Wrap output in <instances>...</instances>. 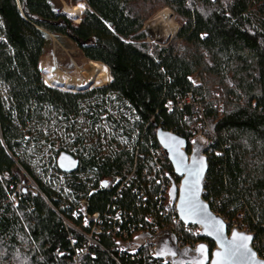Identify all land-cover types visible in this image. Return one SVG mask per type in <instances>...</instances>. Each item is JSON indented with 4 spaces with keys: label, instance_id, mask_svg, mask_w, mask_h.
<instances>
[{
    "label": "trees",
    "instance_id": "obj_1",
    "mask_svg": "<svg viewBox=\"0 0 264 264\" xmlns=\"http://www.w3.org/2000/svg\"><path fill=\"white\" fill-rule=\"evenodd\" d=\"M79 23L57 0H0V237L22 227L33 244L23 259L0 243V264H162L123 246L161 217L156 127L186 142L211 144L205 201L230 227L254 235L264 259V0H71ZM160 5L182 24L151 45L145 22ZM75 46L109 70L112 86L83 100L59 98L45 84L43 59L53 39ZM68 47V45H65ZM200 85H196V79ZM192 95L204 109L183 110ZM76 164L67 173L60 164ZM179 183L178 180H175ZM87 203L101 235L76 217ZM139 207L153 209L155 224ZM179 244L208 243L176 224ZM128 239L123 238V234ZM83 234V235H82ZM86 236V237H85ZM18 248V249H19Z\"/></svg>",
    "mask_w": 264,
    "mask_h": 264
},
{
    "label": "water",
    "instance_id": "obj_2",
    "mask_svg": "<svg viewBox=\"0 0 264 264\" xmlns=\"http://www.w3.org/2000/svg\"><path fill=\"white\" fill-rule=\"evenodd\" d=\"M156 139L160 149L165 154L166 160L173 169L174 176L168 178L172 183L169 192L170 205L175 209L180 223L185 227L197 229L199 238L212 243L214 249L211 251L209 244L205 242L195 247L184 248L179 244L178 238L170 230L165 229L157 234H140L123 246V252L136 257L145 249L154 247L153 258L157 262H162V264H264V259L254 249L256 237L246 231L237 228L232 229L230 224L222 216L215 213L205 201V186L210 171L208 153L212 148V144L202 136H197L193 140L195 143L190 144L173 133L157 127ZM181 141L182 143H180ZM60 164L67 173L75 171L77 167L74 162L67 159H62ZM201 166L203 172L200 176L197 203L204 208L206 219L194 223L193 221L200 219V217L191 216L187 211L186 200L190 197L191 192L196 190L192 187L194 177L189 172H194ZM175 180L179 181V185ZM217 221L223 225L222 237L215 231V228L219 227ZM234 233L251 237L250 240L244 241L237 236L235 243L247 244L250 253H254V256L232 262L224 259V243L232 242Z\"/></svg>",
    "mask_w": 264,
    "mask_h": 264
},
{
    "label": "bare ground",
    "instance_id": "obj_3",
    "mask_svg": "<svg viewBox=\"0 0 264 264\" xmlns=\"http://www.w3.org/2000/svg\"><path fill=\"white\" fill-rule=\"evenodd\" d=\"M82 5L83 8L80 7L81 5L65 8L66 13H72L73 17L77 18V23H79L80 17L86 9V6ZM155 23L156 25H163L166 34L170 37L176 36L182 27L180 19L168 8L155 18ZM52 39L54 42L56 41L54 38ZM40 67L45 70L44 80L47 87L57 96L68 99L83 100L104 92L113 84L110 70L101 63L88 62L82 66H76L73 74L68 75L60 72L52 56L47 55ZM105 68H107V71H105ZM149 230H155L153 234H157L165 229L160 230L157 227H150ZM152 248L155 251V248Z\"/></svg>",
    "mask_w": 264,
    "mask_h": 264
},
{
    "label": "rangeland",
    "instance_id": "obj_4",
    "mask_svg": "<svg viewBox=\"0 0 264 264\" xmlns=\"http://www.w3.org/2000/svg\"><path fill=\"white\" fill-rule=\"evenodd\" d=\"M57 1H60L63 4L64 11L66 7H71V0ZM164 11H166V8L163 5L156 7L154 11L148 16V19L145 22V29L149 30L154 38V41H149L151 45H157L159 42L163 43L165 41L173 40L179 33L178 32L176 36L170 37L168 34H166V30L164 29L163 25H156L155 18ZM72 18L74 19V21L77 20L76 17ZM53 43V49L48 55L52 56L53 60L56 62V67L60 72L72 75L75 71L76 66H82L88 63L81 54V52L68 41H53ZM65 45H68V47H65ZM41 70L44 75L45 70ZM58 97L69 101L78 100L68 99L60 96ZM2 238H5V247L10 249L15 254V256H18L23 259V254L20 253V248L19 245L17 247V244H21L23 246V250H21V252H24V254H27L25 252H33V244L30 241L26 231L21 226L17 227L14 225V232H7V235ZM2 238L0 237V243L3 242Z\"/></svg>",
    "mask_w": 264,
    "mask_h": 264
},
{
    "label": "built area",
    "instance_id": "obj_5",
    "mask_svg": "<svg viewBox=\"0 0 264 264\" xmlns=\"http://www.w3.org/2000/svg\"><path fill=\"white\" fill-rule=\"evenodd\" d=\"M196 85H200V81L198 78L196 79ZM177 106L181 110H183L185 107H193L198 112V114L200 115V119L204 118V116H203L204 115V109H203L202 105L198 104L196 102V99L192 95L188 96L186 99H184L182 101H178ZM197 136H202V135H196L195 134L189 143L191 144ZM159 158L161 159L162 162L164 160H166L165 154L163 153V151L161 149L159 151ZM156 166H157L158 172L161 174V180H162V183H161L162 184V190H161V196H160L159 205H158L159 206L158 207V212H159L158 214L161 217L169 218L170 217V211L167 209V205L170 204L169 192H170V188H171L172 183L168 179L169 175L168 176L164 175L162 164L160 162H158V163H156ZM177 184L179 185V183H177ZM139 212L141 214L142 220L147 222L149 225H154L156 218H155L153 209L145 212L142 207H139ZM175 214H176V211H175ZM76 217L81 218L82 222H83V227L85 229L91 231V233H90L91 235L87 236V237L85 236V237L89 240L90 244L93 245L95 243L94 242V236L101 235V229L99 226V224H100L99 223V221H100L99 215L91 216L87 210V203L83 202L81 210L79 211L78 214H76ZM172 220H173V223H171V225H169L167 229L170 230L177 237L178 231L176 229V224H180V221L177 217V214H176V216H173ZM233 228H237V227H233ZM151 232L153 234L155 232V230L147 229V231L145 233H151ZM123 238L128 239L129 237L127 234L124 233ZM147 249H151L155 253V251L152 247H149Z\"/></svg>",
    "mask_w": 264,
    "mask_h": 264
},
{
    "label": "snow or ice",
    "instance_id": "obj_6",
    "mask_svg": "<svg viewBox=\"0 0 264 264\" xmlns=\"http://www.w3.org/2000/svg\"><path fill=\"white\" fill-rule=\"evenodd\" d=\"M81 8L84 6L81 5ZM69 18L73 17L72 13H67ZM105 71H107V68H105ZM110 79V77H109ZM182 143V141L180 142ZM195 143V142H193ZM203 172V167L201 166L200 168L196 169L194 172L190 171L189 174L194 177V180L192 182V187L195 188V191L191 192L190 197L186 200L187 204V211L189 215L191 216H199L200 219L194 220V223H199L202 222L204 219H206L205 216V210L202 206L198 205L197 203V192H198V187H199V182H200V176L201 173ZM217 224H219V227L215 228V231L222 237V231H223V225L220 224L219 221H217ZM234 240L232 242H225L224 243V259L226 261L232 262L236 261L239 259H243L249 256H254V253H250L247 244H237L235 243V238L238 236L239 239L247 241L250 240L251 237H248L246 235H239L237 233L233 234Z\"/></svg>",
    "mask_w": 264,
    "mask_h": 264
},
{
    "label": "flooded vegetation",
    "instance_id": "obj_7",
    "mask_svg": "<svg viewBox=\"0 0 264 264\" xmlns=\"http://www.w3.org/2000/svg\"><path fill=\"white\" fill-rule=\"evenodd\" d=\"M65 166H68L67 164H64Z\"/></svg>",
    "mask_w": 264,
    "mask_h": 264
}]
</instances>
